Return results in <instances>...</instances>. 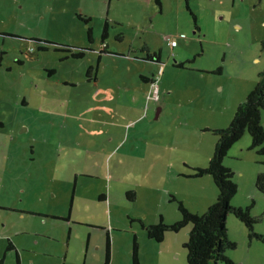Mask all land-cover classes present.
<instances>
[{"label": "rangeland", "instance_id": "rangeland-1", "mask_svg": "<svg viewBox=\"0 0 264 264\" xmlns=\"http://www.w3.org/2000/svg\"><path fill=\"white\" fill-rule=\"evenodd\" d=\"M77 1L0 0V32L25 34L27 37L36 35L43 39L51 36L55 38L56 41L52 39L55 43L60 44L71 43V38L79 37L80 33L79 40L74 38L75 42L72 44L88 46L90 44L87 41L85 25L80 18H90L95 41L91 47L95 49L100 48L101 30L107 22L111 33L109 43L112 48L116 46L118 51L125 53L137 50L143 45L156 51L161 50V67L165 66V73L161 71L157 76V88L161 93L173 91L165 95L169 102L165 108L173 109V114L179 105L175 101L182 93L185 96L198 93L222 96L225 116L220 119L217 115L222 129L231 122L236 109L252 91L264 70V0H161L162 7L156 0H84L81 5H78ZM55 32L62 38H56ZM119 34L124 35L121 44L116 43L113 38ZM168 38L174 39L179 46L170 50L167 47ZM22 45L24 47L22 50L30 52L32 57L40 55L32 61L24 57V67H16L9 61L15 60L13 53L16 52L12 48L19 47L18 51ZM129 45L134 49H128ZM2 48L4 51L11 50V54L1 56L4 66L11 64L17 77L20 73H28V81L22 79L16 85L5 80L4 69L0 72V102L7 100L9 96L18 99L10 108L7 103L2 104L0 120L6 121L15 115L29 126L28 131L23 126L12 137L8 132L0 131V142L8 143L9 149L7 153L9 159L4 168L0 158V176H7L9 186L0 187V191L3 190L13 202V193L17 200L20 198L24 200L25 196L20 192L25 186L23 182L34 184L38 181L34 177L24 179L28 174L22 175V179L21 176H16L15 171L30 172L32 167H36V163L41 162H44L45 168L50 169L51 166V171L48 169L46 172L49 176L54 174V180L60 187L71 185L74 177L79 176L77 181H80V184L86 183L90 186L95 184L99 189L111 190L112 203L115 206L112 211L116 217L123 220L122 223H117L123 228H120L122 232L116 233V251L113 254V261L110 255V264H133L135 233L129 232L130 221H125L124 211L129 212L130 219L143 209L151 214L153 200L156 202L164 195L163 203L168 202L170 193H166V188L178 194L187 209L203 208L207 203L214 202L217 190L213 179L206 176V179L200 181L198 178L186 177L193 168L186 166L182 159L178 163L179 158L173 154H183L185 144L192 145L194 142L196 145H204L207 150L211 147L214 149L218 137L212 130L217 128L204 131L198 126L194 128L191 125L187 127L180 124L179 132H176L177 128L169 131L172 119L165 113L163 118L158 120V108H151L156 103L154 96L142 90L149 88L137 77V69L143 67V64H134L132 60L106 55L98 63L99 73L96 76L98 84L92 79V83L86 85L84 82L86 69L91 61L97 62L96 52H87V57L83 59L61 63L59 59L64 57L66 52L41 53L33 42L12 39L10 34H0V51ZM31 49L35 51L32 52ZM179 63H183L184 68L175 67ZM95 65L96 63L91 67ZM47 66H54L57 71L49 80L46 79V73H43ZM218 69H221L220 73L217 72ZM200 70L205 74L199 73ZM64 73L74 82V85L67 87L68 91H72L71 102L62 98L66 92L59 83ZM42 88L54 97L55 101L51 104L53 108L49 106ZM23 99L25 104L22 103ZM57 100L63 101L56 107ZM147 107L151 108L150 127L149 124L148 127L144 125L147 122ZM198 108L202 122L205 108H202L201 104ZM182 110L188 117L195 115L193 110L188 111V104H184ZM49 115L55 116L49 123L39 121L37 118ZM261 116L264 127V111H261ZM208 118L203 121V125L201 123L202 127L210 125L208 122L211 119L210 113ZM141 128L143 134L140 135L143 140L132 152L136 157L130 161L127 158L122 159L128 149V146L122 148L125 139L129 141L136 134L134 131ZM186 128L190 130L191 135L187 133ZM43 129L47 131H42ZM66 129L74 130V141H70V145L64 144L59 149L61 156L57 157L54 165L47 162L48 160L43 161L42 151L47 148L54 149L60 142L61 132ZM103 132L108 133L105 137L112 135L113 140L103 139L101 135ZM156 136L162 138L159 143L155 140ZM88 140L92 147L86 149ZM158 144L162 146V150L158 148L159 152L161 150L163 156L169 157L171 165L167 169L158 166V159L161 157L158 156L160 154L158 150L155 151ZM251 145V136L245 132L227 152L224 164L229 165L233 171L234 183L237 186V194L231 204L234 207L251 208L250 214L258 219L254 231L264 235V195L257 191L254 184L257 174L264 172V156L257 154ZM5 153V150H0V156ZM188 155L192 156L191 152H188ZM87 166H92L91 170ZM179 168L181 170L177 174ZM81 172H96L102 176L89 179V176ZM176 174L179 178H176ZM50 184L53 186L52 181L50 183L48 180L47 186L42 185L39 189L46 190L48 187L52 189ZM148 190L155 193L152 201L146 198ZM69 191L64 192L66 198L69 197ZM180 192L182 194H179ZM46 194L44 191L39 196L43 202L50 203ZM195 194L199 195L198 200L195 199ZM132 195L135 199L138 198V202L130 200ZM51 201L54 207L58 208V212L66 213L71 206L70 199L63 202L55 199ZM27 203L28 205L32 203L38 208L32 199ZM22 205L21 202L14 203V206ZM163 208L165 218L172 220L178 216L182 218L177 204L167 203ZM42 210H47V206ZM37 221L35 219V222ZM227 227L228 237L236 245L234 250L227 252L228 257L237 264H264V241L249 239L244 224L233 215L229 216ZM135 228L138 229V225ZM50 229L52 233L54 231L56 233L49 236L46 234L48 240L33 239L39 247L45 242L55 244L53 238H50L54 236H58L63 243L56 228ZM73 230L75 232L71 248L81 251L85 228L74 224ZM62 233L67 240L69 232ZM167 235L168 238L161 243L149 238L136 239L139 247L136 253L137 264H187V251L182 245V240L188 239L184 227L177 233L168 232ZM123 244L129 248V252L122 247ZM97 253L101 263L93 261L88 264H105L102 262L105 253L103 251Z\"/></svg>", "mask_w": 264, "mask_h": 264}, {"label": "crops", "instance_id": "crops-1", "mask_svg": "<svg viewBox=\"0 0 264 264\" xmlns=\"http://www.w3.org/2000/svg\"><path fill=\"white\" fill-rule=\"evenodd\" d=\"M84 1V0H83ZM110 1V0H109ZM159 5H161L162 7V3L161 0L159 1ZM89 19V22H86L84 20H82L84 23V29L86 30V35H87V29L90 28L91 29V37L88 38L87 35V41L89 42L90 45L88 46H77L75 44H72L73 42H75L73 39L76 38L77 40H79L80 38V33H79V37L77 36H73L71 38V46H76L78 47V49L81 51H83V57H87V52L93 53L96 52L98 55L97 58V62L95 61H91L86 69V73H85V79L84 82L86 85H89L92 83V79H94L95 83L98 84L99 80L96 77L97 74L99 73V61L103 60V58L106 55H112L115 58H120V59H128V60H132V62H134V64H143V67H138L137 69V77L138 79L144 83V85H148L149 88L148 90H144L142 89L144 92H149V95L151 94V81L153 79H155L154 77L156 75H158L159 71H163V73H165V66L164 68L161 67V60H162V55H161V50H154L151 49L150 47L143 45L141 46L139 49L137 50H133L132 52H128L125 53L123 51H118V48H116V46H114L113 48L111 47V43H109V39L111 38V33L109 31V29H107L106 33H105V37L102 36V30H101V43L103 45H105V52L100 54L99 50L100 48H95L93 49L91 47L92 44L95 43L94 38H93V31H92V26H91V19ZM108 24V23H107ZM105 25V24H104ZM78 31V29H76ZM0 34H10V36L12 37V39L15 40H21V41H29L33 38H41L39 36L33 35V36H26L25 34H12L10 33H4V32H0ZM12 34V35H11ZM76 34V32H74V35ZM55 36L56 38L60 39L62 38V36H59L58 34H56L55 32ZM103 37V38H102ZM107 37V38H106ZM21 38V39H20ZM51 38V36L49 37ZM49 38H46V40H48ZM113 38H115L116 43L121 44L122 41L124 40V35L119 34L118 36L114 35ZM43 38H41L42 40ZM52 39L55 40V38H51L50 41H53ZM56 41V40H55ZM100 43V44H101ZM23 44V43H20ZM24 45V44H23ZM20 46L21 48L17 51V48H12L13 51H15L16 53H13L15 60H9L11 62L12 65H15L16 67H24L23 64L25 63V60L23 59L24 57L27 60H36L37 57L40 54H36V56L32 57V55L27 56L23 54V50L24 47ZM179 45H177L176 47H169L168 43H167V47L170 50H173L174 48L176 49ZM134 49L132 48V46L129 45L128 49ZM145 49H147L150 53H157L160 52V57L159 60H153V61H148L146 53H145ZM172 48V49H171ZM99 49V50H98ZM2 51H0V72L4 69V78L6 81H9L10 84H18L20 80L25 79L28 81V73H20V75L17 77L14 73H13V66L10 64L8 66H4L2 61L3 58H1L2 55L6 54L9 55L11 54V50L8 51H4L3 48L1 49ZM41 53H48L50 52V50L48 51H41L39 50ZM33 52V51H32ZM30 53V52H29ZM70 53V52H69ZM140 53V54H139ZM18 54V55H17ZM5 55V56H6ZM17 55V56H16ZM86 55V56H85ZM17 57V59H16ZM83 57H81L83 59ZM62 58V59H61ZM79 58H71V56L66 53V55H64V57H60L59 62L61 63H68L69 60H76ZM64 61V62H62ZM96 63V65L93 67L92 70H94L95 72H93L92 70L90 71L89 75H87L89 68H91V66H93ZM156 65V66H155ZM176 67V66H175ZM178 68V67H177ZM43 73H46V79H50L53 75L57 74V71H55V67L54 66H47L44 68ZM199 73L205 74L204 71H199ZM93 76V77H92ZM62 80L59 83L60 87L64 89V91L66 92V94L62 97L65 101L67 102H71V96H72V91H68L67 87L69 85H74L73 80H71L70 78L68 79V76L66 73L63 74L62 76ZM21 78V79H20ZM98 80V81H97ZM67 90V91H66ZM160 89L157 90V94L156 97L154 98L156 101V103H154V105H152V109L158 108V114H157V119L161 120L164 116L165 113H168L169 118H171V124L169 125V131H172V129L177 128L176 132H179V126L180 124L187 126L191 125L194 126V128L196 126H198L199 129H202L204 131L207 130H212L213 128H220L221 125L219 124L220 121L217 120V115H219L220 119L224 118V107L225 104L222 100V96H213V94H208L205 95L203 93H198V94H191V95H187L185 96L184 93H182L180 96H178L177 100L175 101L176 103H179V105L177 106V111H174L173 114V109L171 108H165V105L169 104V102L167 101V98L165 97L166 94H171L173 93V91H165L163 93H161V91H159ZM42 91L45 93V96L48 98L47 102H49V106H51L53 108V106L51 105L53 101H55L54 97L51 96L48 92H46L43 88ZM125 95H127V91L125 93ZM164 98V99H162ZM61 99V98H60ZM184 99H187V101H184ZM17 98L9 96L7 98V100L1 101L0 102V110L3 109V105L4 103H7L9 108L11 106H14L17 102ZM25 99L22 100V103L25 104L24 102ZM63 101V100H62ZM61 100H57L56 102V107L57 104L62 102ZM151 103V102H149ZM184 104H188V111L190 112L191 110H193L194 112V116H186L184 111L182 110V106ZM202 105V108H205L203 110V113H205V117L204 120L209 119L208 118V114H211V119L208 126H201V123L203 125V121L200 122L202 120L200 114H198V106ZM148 105V104H146ZM151 108L147 107V111H146V118H147V122L144 125H147L146 127L151 126ZM41 113V111H40ZM39 113V114H40ZM22 116V115H21ZM195 116H197L195 119ZM23 118V116H22ZM39 119V121H44L45 123H49L51 122L53 118H55L54 115H49V116H38L37 117ZM207 122V121H206ZM26 127L27 131L29 130V126L26 125V123L24 122L23 119L15 117V115H12L10 118H8L6 121L0 120V131H6L9 133L10 137H12V135L15 132H18V130H20L22 127ZM67 127H64V129ZM39 129V128H37ZM187 129V133L191 135V132L188 128ZM222 129V127H221ZM42 131H47V129H43ZM41 131H39L40 133ZM73 131H70L68 129H66V131H62L61 132V136H60V142L59 144L53 149H48L42 151V155H44V157H42V159H44L43 161H47L49 163H51L52 165H54L57 161L58 158H60L61 153L60 150L61 147L65 144H69L70 141H74L73 139ZM136 134H134L129 141H127V138L125 139V142L122 144V148H126V146H128L127 153H124L122 156L123 158H127L128 161H130L131 158H135L136 156L134 154H132V152L136 149V145L141 143V141L143 140L142 135L143 134V128H141L140 130H135L134 131ZM105 134H108L107 132H103L102 138L103 139H107L108 141H112L113 137L112 135H108L109 137H105ZM13 139V138H12ZM64 139H66V142H64ZM155 140L159 143V141L162 140V138L160 137H155ZM75 143V142H74ZM6 142H0V150H5V155L0 156V158H2V168L5 167L6 162L9 159L8 156V152L9 149L7 147ZM91 142L88 140L86 142V149L91 148ZM155 151L158 150V153H160L158 156H161L158 159V166L164 167L165 169H167L169 167V165H171L169 157L168 156H163L162 155V146L161 144H158V147H155ZM161 148L160 152L159 149ZM51 151V152H50ZM214 151V149L209 148L208 150L204 148V145H196V143L194 142V144L192 145H187V143L185 144V150L184 153H175L173 154V156H175L177 159V162L180 163L181 161L184 162V164H186V166H189L191 168H196V167H204L207 165L212 152ZM188 152H191L192 156L188 155ZM172 155V153H171ZM58 157V158H57ZM180 159H182L180 161ZM192 159V160H191ZM33 162L35 161L34 159H32ZM185 160V161H184ZM128 163V162H127ZM130 163V162H129ZM128 163V164H129ZM82 164V163H80ZM82 168L83 166L80 165ZM225 166H227L228 168H230L229 165L225 164ZM86 167V165L84 166ZM90 170L92 166H87ZM158 167V168H159ZM54 168V167H53ZM49 168H45L44 167V162H41L39 164L36 163V167L35 168H31L30 172H26V171H15L17 173L16 176H21L22 175H26L24 176V179H28L31 177H34L35 179H37L38 181L34 182V184H32V182H28V183H24V187H22V191L20 190L21 194H24V200L20 198V200H17L15 198L14 193L12 194L14 197V202L13 199L8 197L6 195V193L1 190L0 191V259H2V261L0 262V264H6L9 262V264H88L90 262H98L101 263V259L97 253V251H103L104 253L106 252V240L105 237H107V235H109V239H110V255H112V261H113V254L116 251L115 248V244H116V237L117 234L119 232H122V228L123 226L117 225V223H122L123 220L120 217H116L112 211V208L115 207L112 203L113 198L111 197V190H103V189H99L98 187H96V185H88L86 183L84 184H80V181H77V178L79 176L74 177V180L72 182L71 185H66L63 187H60L58 185L57 182H55L54 180V174L52 175H48L46 170H48ZM51 169V166H50ZM49 169V171H51ZM231 169V168H230ZM84 170V169H83ZM181 168L178 169L177 174H179ZM79 170H76V172H78ZM82 173V172H81ZM85 176H89V179H95L97 177H101V174H97L96 172H92V173H82ZM176 174V178H179V176ZM206 179V176L203 178H198L201 180ZM23 179V177H22ZM48 180H50V183L52 181L53 186H51L50 184V188L49 187L46 190H42L39 189L40 186L44 185L47 186V182ZM207 181V180H204ZM44 182V184H43ZM56 183V184H55ZM203 183V182H201ZM207 183V182H206ZM9 186L8 183V179L7 176L2 175L0 176V187H4V186ZM38 186V189H37ZM71 188V190H70ZM98 188V189H97ZM70 190V191H69ZM127 190H129L127 188ZM46 191V196L49 199L50 203L47 202H43L42 198H40V194L42 192ZM65 191H69L68 196L69 197H65L64 192ZM53 194L51 195L50 194ZM164 192V191H163ZM146 198H149L151 201L153 200V195L155 194L153 190H148L146 192ZM166 193H170L168 195V202H165V204L163 203V200H165L164 195L162 198L158 199L156 202L153 200L152 203L154 204L153 209L151 214L146 213L145 209L143 210H139V213L137 216L132 215V219H130L129 217V212H125L124 211V219L125 221H130V228H128V230H130L129 232L134 231V238L136 237V239L139 240H144L146 238H148L147 233L144 230L145 225H151V224H157L161 219L166 223V224H174L175 222L179 221L181 218L180 216H178L175 220L169 219V218H165V211H163L162 209H164L163 207L168 203H175L172 202L170 199V197H174L177 200L183 201V199H181L180 197H178V194L173 193L172 191L168 190L166 188ZM7 194H9V192H7ZM11 194V193H10ZM165 194V193H164ZM175 194V195H173ZM179 194H182L181 192ZM173 195V196H171ZM198 194H195L194 197L196 200H198ZM132 202L136 201L138 202V198H134V196L132 195ZM29 198V199H28ZM33 200V202L36 204V207L33 206V204H29L27 202H29L30 200ZM55 199V201L60 200V201H64L65 199H70L69 202H71V206L69 207L68 211L65 212H58L57 211V207H54L53 203L51 200ZM216 199V198H215ZM131 200V199H130ZM21 202L23 205L22 206H14V203H19ZM102 203V204H100ZM176 204V203H175ZM211 205V203H207V205H205V207H198L197 209H192L190 207H188L190 209V211L194 212V213H199L202 214L204 213L207 208ZM47 206V210H42L44 207ZM145 207V206H144ZM173 206H171L172 208ZM178 209V208H177ZM199 209V210H198ZM34 217V218H32ZM35 219H37L38 221L35 222ZM228 222H229V218H228ZM77 224L80 225V227H84L86 233L83 236V242H82V248L81 251L75 250L71 248V240H72V236H74V232L75 230H73V225ZM138 225V229L135 228V226ZM50 228H56V231L59 233L60 237H62L63 239V243H61V239L58 238V236H54V237H50L53 238V243L55 244H49L48 242L43 243L42 246H38L37 242L33 241V239H38V238H44L46 240H48V238L45 236L46 234L52 235L55 234L56 232L54 231V233L51 232ZM121 228V229H120ZM185 236L188 237L189 235V230L190 227L186 226L185 228ZM64 231H68L69 233V238L66 240L65 238V234H63L62 232ZM32 232H34L35 234H32ZM128 232V233H129ZM168 234V232H167ZM165 236V239L168 238L169 235ZM40 235H44V236H40ZM163 239V241L165 240ZM187 240V238H186ZM186 240H182V244H184V242ZM162 241V242H163ZM11 244V249H9V245ZM125 247V250L127 252H129L130 250H128L129 248L127 246H125L124 244L122 245V247ZM132 246V244H131ZM9 249V250H7ZM139 250V249H138ZM74 251H77L76 253H74ZM110 255H109V264H110ZM6 260V261H5ZM5 261V263H3ZM104 261L105 263V255H104V259H102V262Z\"/></svg>", "mask_w": 264, "mask_h": 264}, {"label": "trees", "instance_id": "trees-1", "mask_svg": "<svg viewBox=\"0 0 264 264\" xmlns=\"http://www.w3.org/2000/svg\"><path fill=\"white\" fill-rule=\"evenodd\" d=\"M160 0H156L159 4ZM193 15V14H192ZM194 16V15H193ZM89 22L87 18H81ZM195 21V16L193 17ZM109 25L105 22L102 36L105 35ZM88 38L91 37V29H87ZM103 38V37H102ZM264 47V42H263ZM148 61L159 60L160 52L150 53L145 49ZM75 58L83 57V53H77ZM178 68H184L183 63L175 65ZM93 67L89 68L87 75ZM217 72H221L218 69ZM159 75V74H158ZM156 75L151 83L158 77ZM260 79L247 95L246 99L236 109L235 114L228 126L223 129H215V135L218 139L212 155L204 167H196L186 177L203 178L210 176L213 179L217 190V196L208 209L202 213L190 212L185 204L174 197H170L172 202L177 204L178 211L181 213V220L174 224H166L162 219L157 224H151L144 227L149 239L156 243H161L167 232H179L183 227H190L188 239L184 242L183 248L187 251V264H237L228 257L227 252L236 248L234 242L228 237V218L233 215L240 220L251 240L264 241V235L254 231L258 219L253 217L251 208L234 207L231 204L233 197L237 194V186L234 183V173L225 166L224 160L230 148L247 132L251 136V148L256 150L261 156H264V127L262 125L261 111H264V70L260 73ZM209 131V130H207ZM211 131V130H210ZM255 188L260 194L264 195V172H259L256 177ZM130 199H132L130 197ZM106 252L105 264H109L110 239L109 235L105 237ZM11 244L9 249H11ZM133 264H137L138 243L136 237L133 238ZM7 249V250H9ZM2 259H0V262Z\"/></svg>", "mask_w": 264, "mask_h": 264}, {"label": "flooded vegetation", "instance_id": "flooded-vegetation-1", "mask_svg": "<svg viewBox=\"0 0 264 264\" xmlns=\"http://www.w3.org/2000/svg\"><path fill=\"white\" fill-rule=\"evenodd\" d=\"M82 1L83 0H78L77 4L81 5ZM103 37H105V36H103ZM29 41L33 42L36 45L37 50H41V51H47V50L49 51L50 50V51H54V52L55 51L56 52L62 51V52L68 53L71 56V58H75L74 55L77 53H80V52L83 53V51H81V49L79 50L78 47H76L74 45L71 46V44H68V43L60 44V43H57V42L55 43L54 41H50V40H46V39L41 40V38H33ZM105 47L106 46L103 45L102 43L100 44V50H99L100 54L105 52ZM31 51H35V50L31 49ZM23 54L26 55V57L31 55L29 52H26V51H23Z\"/></svg>", "mask_w": 264, "mask_h": 264}, {"label": "built area", "instance_id": "built-area-1", "mask_svg": "<svg viewBox=\"0 0 264 264\" xmlns=\"http://www.w3.org/2000/svg\"><path fill=\"white\" fill-rule=\"evenodd\" d=\"M167 43H168V45H169V47H176L178 44H177V42L174 40V39H169L168 38V41H167ZM161 71H159L158 72V74L160 73ZM159 88H157V79L156 80H154L152 83H151V96H154V98L156 97V94H157V90H158Z\"/></svg>", "mask_w": 264, "mask_h": 264}, {"label": "clouds", "instance_id": "clouds-1", "mask_svg": "<svg viewBox=\"0 0 264 264\" xmlns=\"http://www.w3.org/2000/svg\"><path fill=\"white\" fill-rule=\"evenodd\" d=\"M151 85V84H150Z\"/></svg>", "mask_w": 264, "mask_h": 264}]
</instances>
